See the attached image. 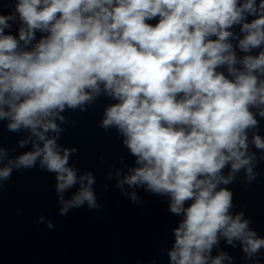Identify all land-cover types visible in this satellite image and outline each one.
Returning a JSON list of instances; mask_svg holds the SVG:
<instances>
[{"label":"clouds","instance_id":"9594fccd","mask_svg":"<svg viewBox=\"0 0 264 264\" xmlns=\"http://www.w3.org/2000/svg\"><path fill=\"white\" fill-rule=\"evenodd\" d=\"M101 97L114 103L98 127L115 128L135 158L115 187L166 197L181 217L169 264H234L213 255L221 240L239 245L245 264H264V238L244 208L232 213L229 187L242 170L250 185L264 161V0H0V121L27 133L19 148L31 144L15 157L0 147V192L14 172L38 169L54 175L60 216L100 209L95 176H78V149L58 141L62 113Z\"/></svg>","mask_w":264,"mask_h":264},{"label":"water","instance_id":"95a60500","mask_svg":"<svg viewBox=\"0 0 264 264\" xmlns=\"http://www.w3.org/2000/svg\"><path fill=\"white\" fill-rule=\"evenodd\" d=\"M9 11L11 8L4 7V14ZM16 28L14 24L13 34H16ZM235 31L239 32V28ZM110 103L114 101L101 97L87 112L67 110L62 113L69 123L61 125L65 131L58 141L64 147L78 149V154L73 155L69 163L78 169V176L88 171L93 173L96 178L93 187L101 208L89 211L85 205L70 211L67 217L60 216L53 174L38 169L14 172L0 192V264H169L167 250L174 243L172 230L178 226L181 217L168 212L166 197L127 185L124 186L127 195H122L121 189L115 187L118 180L129 174L128 169L135 166V158L122 146L123 138L118 136L115 128L105 132L98 127L104 108ZM73 120L76 121L74 127L71 126ZM6 124L7 121H0L3 138L0 147L15 149L10 152V157L30 151L31 144L26 148L17 146L27 133H10ZM258 134L264 137V120L260 121ZM251 135L250 132L249 140ZM251 150L260 156L259 150L254 147ZM117 170H122L119 177L115 175ZM254 170L260 175L250 185L245 186L242 170L237 174L236 182L229 186L234 192L231 211L235 214L244 208L245 218L252 219L250 227L264 238V161ZM74 191L66 193V198ZM133 191L139 197V203H132ZM41 215L55 227L50 230L45 224L38 223ZM218 251L232 255L234 264H245L239 245L233 249L221 240L219 249H213V255Z\"/></svg>","mask_w":264,"mask_h":264}]
</instances>
